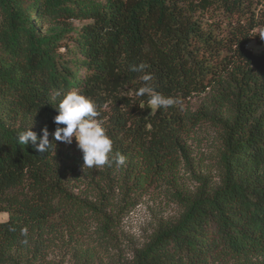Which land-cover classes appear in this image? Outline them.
Masks as SVG:
<instances>
[{
  "label": "trees",
  "instance_id": "obj_1",
  "mask_svg": "<svg viewBox=\"0 0 264 264\" xmlns=\"http://www.w3.org/2000/svg\"><path fill=\"white\" fill-rule=\"evenodd\" d=\"M252 40L264 41V0H0V264H264V48ZM141 62L173 106L136 95ZM71 90L97 103L111 166L88 168L75 137L53 138ZM30 127L47 128L44 153L18 143ZM206 133L215 174L193 163ZM157 190L180 212L123 258L116 229Z\"/></svg>",
  "mask_w": 264,
  "mask_h": 264
},
{
  "label": "clouds",
  "instance_id": "obj_2",
  "mask_svg": "<svg viewBox=\"0 0 264 264\" xmlns=\"http://www.w3.org/2000/svg\"><path fill=\"white\" fill-rule=\"evenodd\" d=\"M148 67L143 62L129 66L130 71L143 73L140 79L144 84L137 90L136 95L150 94L151 104L157 109L173 106L177 102L175 98L165 97L151 86L153 75L145 71ZM55 95L60 96L61 93L56 92ZM56 110L57 114L53 117V121L57 127L52 133L53 138L56 141L71 144L75 137L77 147L82 152L83 165L88 168L111 166L113 160L110 159V154L113 151V140L104 126V121L99 119L101 113L97 103L82 91L71 90L63 94ZM60 125L64 126L60 127ZM48 137L47 128L42 129V135L38 138L30 127L18 134V143L24 146L31 143L37 152L44 153L51 144ZM115 163L123 166L126 163V156L116 153ZM21 234L26 237L27 228L22 229ZM23 243H27V240Z\"/></svg>",
  "mask_w": 264,
  "mask_h": 264
},
{
  "label": "rangeland",
  "instance_id": "obj_3",
  "mask_svg": "<svg viewBox=\"0 0 264 264\" xmlns=\"http://www.w3.org/2000/svg\"><path fill=\"white\" fill-rule=\"evenodd\" d=\"M248 47L254 52H260L264 48V41L252 40ZM209 133V132H208ZM211 135L198 138L199 141L191 144L193 163L204 173H214V155L211 149ZM188 182L192 183L193 180ZM180 212V206L165 197L161 192L155 191L142 197L138 203L129 210L121 219L116 229L118 235L119 252L123 258L129 257L133 249L141 247L148 241L153 231L160 222L175 219ZM7 214L0 213V221L6 220ZM102 264L107 263L105 255ZM65 258L64 264H72L71 260Z\"/></svg>",
  "mask_w": 264,
  "mask_h": 264
}]
</instances>
